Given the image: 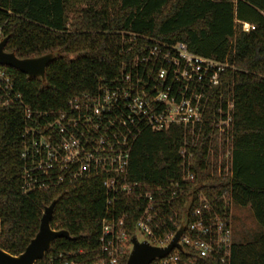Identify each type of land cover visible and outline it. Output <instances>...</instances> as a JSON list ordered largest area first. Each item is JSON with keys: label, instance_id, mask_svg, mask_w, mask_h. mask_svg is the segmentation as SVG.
Returning a JSON list of instances; mask_svg holds the SVG:
<instances>
[{"label": "trees", "instance_id": "16d2710c", "mask_svg": "<svg viewBox=\"0 0 264 264\" xmlns=\"http://www.w3.org/2000/svg\"><path fill=\"white\" fill-rule=\"evenodd\" d=\"M243 24L254 29L244 33ZM0 36L7 39L5 51L19 59L56 54L44 81L0 67L30 111L62 110L72 97L93 92L100 79L113 78L135 54L121 52L133 37L144 47L182 43L195 56L226 64L206 118L219 103L231 100L229 175L210 176L205 129L191 166L195 181L183 186L185 194L178 202L164 208L165 226L171 211L179 219L189 213L200 193L228 226L229 215L247 209L258 231L245 241L232 240L225 263L199 259L196 264H264V0H0ZM23 125L17 105L0 108V249L11 256L21 254L37 233L43 210L56 200L50 226L71 239L56 240L36 264H58L59 255L78 251L91 257L106 211L103 190L89 181L23 195ZM184 136L180 127L144 131L131 152L129 183L165 187L177 181ZM142 209L143 203L127 197L114 209L116 215L127 214L130 236ZM178 256L186 262L193 253L185 249Z\"/></svg>", "mask_w": 264, "mask_h": 264}, {"label": "built area", "instance_id": "2783aa9c", "mask_svg": "<svg viewBox=\"0 0 264 264\" xmlns=\"http://www.w3.org/2000/svg\"><path fill=\"white\" fill-rule=\"evenodd\" d=\"M253 29L247 24L241 26L244 33ZM126 43L131 46L121 52L135 54L122 64L119 73L100 79L93 92L72 97L58 111H30L13 90L12 78L0 70V108L17 105L23 114L21 192L29 195L89 181L103 190L106 211L96 249L91 257L84 251L61 254L58 264H126L133 235L151 247H167L183 215L187 225L178 244L193 257L182 262L178 255L184 253L173 250L154 262L196 264L199 259H211L225 263L232 233L224 216L212 208L204 194L197 195L192 210L180 219L171 211L169 227L165 226L164 208L183 197V186L194 183V151L205 129L210 176L229 175L231 100L226 99L224 106L219 103L206 118L212 90L228 66L195 56L182 43L144 47L134 37ZM171 127H180L185 135L178 151L179 179L165 187L129 183V160L139 136L144 131L161 133ZM122 197L143 203L131 236L125 227L127 214L116 215L114 211Z\"/></svg>", "mask_w": 264, "mask_h": 264}, {"label": "water", "instance_id": "95a60500", "mask_svg": "<svg viewBox=\"0 0 264 264\" xmlns=\"http://www.w3.org/2000/svg\"><path fill=\"white\" fill-rule=\"evenodd\" d=\"M6 42V38L0 41V67L14 70L28 79L44 81L45 71L48 65L55 60L56 54L52 53L35 58L19 59L13 53L5 51ZM56 202V200H53L43 210L38 231L21 254L11 256L0 249V264H36L45 257L56 240L71 239L66 231H55L50 226ZM186 225V216L183 215L179 229L170 244L164 248L151 247L144 241H138L136 236L133 235L130 239L132 248L126 264H151L156 260L164 259L173 250L184 253L178 241L183 235Z\"/></svg>", "mask_w": 264, "mask_h": 264}, {"label": "rangeland", "instance_id": "374dc122", "mask_svg": "<svg viewBox=\"0 0 264 264\" xmlns=\"http://www.w3.org/2000/svg\"><path fill=\"white\" fill-rule=\"evenodd\" d=\"M222 153H224V151H222ZM231 210H234L233 206ZM233 213L234 214L229 215L228 218L233 242L238 243L245 241L246 235H253L258 231L255 222L247 209L239 210ZM138 239L141 240L140 237H138Z\"/></svg>", "mask_w": 264, "mask_h": 264}]
</instances>
